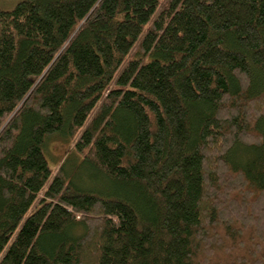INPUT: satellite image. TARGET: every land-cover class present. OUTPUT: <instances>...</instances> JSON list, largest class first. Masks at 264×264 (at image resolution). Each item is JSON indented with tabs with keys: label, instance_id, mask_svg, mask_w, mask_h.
Returning <instances> with one entry per match:
<instances>
[{
	"label": "trees",
	"instance_id": "obj_1",
	"mask_svg": "<svg viewBox=\"0 0 264 264\" xmlns=\"http://www.w3.org/2000/svg\"><path fill=\"white\" fill-rule=\"evenodd\" d=\"M0 264H264V0L0 9Z\"/></svg>",
	"mask_w": 264,
	"mask_h": 264
},
{
	"label": "rangeland",
	"instance_id": "obj_2",
	"mask_svg": "<svg viewBox=\"0 0 264 264\" xmlns=\"http://www.w3.org/2000/svg\"><path fill=\"white\" fill-rule=\"evenodd\" d=\"M20 0H0V9L10 10ZM70 143L61 142L57 139H52L46 147V159L51 167H57L59 163L70 152Z\"/></svg>",
	"mask_w": 264,
	"mask_h": 264
}]
</instances>
